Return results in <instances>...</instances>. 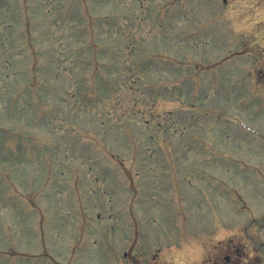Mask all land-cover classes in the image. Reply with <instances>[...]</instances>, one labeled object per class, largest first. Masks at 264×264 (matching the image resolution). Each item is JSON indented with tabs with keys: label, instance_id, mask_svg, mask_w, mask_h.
<instances>
[{
	"label": "rangeland",
	"instance_id": "rangeland-1",
	"mask_svg": "<svg viewBox=\"0 0 264 264\" xmlns=\"http://www.w3.org/2000/svg\"><path fill=\"white\" fill-rule=\"evenodd\" d=\"M227 256L264 264V0H0V264Z\"/></svg>",
	"mask_w": 264,
	"mask_h": 264
},
{
	"label": "flooded vegetation",
	"instance_id": "flooded-vegetation-1",
	"mask_svg": "<svg viewBox=\"0 0 264 264\" xmlns=\"http://www.w3.org/2000/svg\"><path fill=\"white\" fill-rule=\"evenodd\" d=\"M254 36H256V35H254ZM225 263L224 264H236L234 261H233V259H231L229 256H227L226 258H225ZM140 264H144V263H140ZM145 264H149V263H145Z\"/></svg>",
	"mask_w": 264,
	"mask_h": 264
}]
</instances>
